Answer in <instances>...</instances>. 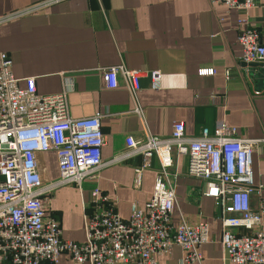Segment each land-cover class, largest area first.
Wrapping results in <instances>:
<instances>
[{"label":"crops","instance_id":"0c3cea01","mask_svg":"<svg viewBox=\"0 0 264 264\" xmlns=\"http://www.w3.org/2000/svg\"><path fill=\"white\" fill-rule=\"evenodd\" d=\"M43 1L47 0H0V16ZM250 26L260 30L264 46V0L246 9L229 8L220 0H56L0 23V50L11 55L19 85L33 75L39 93L66 87L73 117L103 112L106 140L101 155L106 163L95 177L82 180L81 189L70 183L56 187L48 202L64 239L84 240V214L94 188L126 218L131 203L145 206L151 197L159 167L155 155L150 167L141 170L137 186L134 168L141 164L142 154L109 162L116 153H126L127 135L141 138L147 131L167 137L175 121L183 122L186 135H197L203 126L212 131L224 120L241 138L264 139V78L251 73L258 72V65L242 60L238 40L240 30ZM113 64L143 70L136 94L142 113L133 111L136 102L122 82L114 88L104 85L102 68ZM200 67L215 72L202 74ZM155 68L162 73L160 88L150 85L148 71ZM252 151L253 184L259 187L250 198L255 210L264 207V141H257ZM36 156L44 181L59 176L53 149ZM187 163L186 154L175 153L169 168L176 196L173 224L207 220L201 264H235L224 254L218 208L205 194L209 182L189 174ZM262 219L264 229V212ZM184 254L172 244L168 252L152 256L155 264H175ZM56 264L75 262L64 252Z\"/></svg>","mask_w":264,"mask_h":264},{"label":"built area","instance_id":"2783aa9c","mask_svg":"<svg viewBox=\"0 0 264 264\" xmlns=\"http://www.w3.org/2000/svg\"><path fill=\"white\" fill-rule=\"evenodd\" d=\"M26 6L0 16V23L31 12L44 3ZM229 8H249L255 0H220ZM260 30L241 29L238 40L242 60L264 64ZM104 85L114 88L120 82L136 102L141 88L140 68L123 64L105 66ZM213 74L212 67H200ZM150 85L161 87L160 69H150ZM12 71L11 55L0 50V264H56L68 253L75 264H115L135 261L155 264L154 252H168L178 244L185 256L175 264H201V247L208 240L209 224H173L171 219L175 189L169 178L174 154H186L188 173L208 180L206 195L213 197L221 221L224 254L235 264H264V207L253 210L252 149L264 139L241 138L236 129L218 120L212 131L203 126L197 135H186L185 126L175 121L170 135L161 137L144 132L143 137L126 136V153L114 155L116 162L126 155L142 154L134 168V185H139L142 169L150 167L155 155L159 167L153 192L140 206L131 203L129 217H122L106 194L94 188L91 204L85 210V237L82 241L64 239L59 221L48 207L56 187L65 183L81 189L82 180L97 175L106 163L101 155L105 143L101 110L73 117L69 111L67 88L61 92L39 93L35 77L28 75L24 85ZM133 111L142 113L136 102ZM56 152L59 176L44 181L36 153ZM261 187V186H260Z\"/></svg>","mask_w":264,"mask_h":264},{"label":"water","instance_id":"95a60500","mask_svg":"<svg viewBox=\"0 0 264 264\" xmlns=\"http://www.w3.org/2000/svg\"><path fill=\"white\" fill-rule=\"evenodd\" d=\"M250 65H258L259 66V68H258V72L257 73H253L252 71H251V73L255 76V77H257V79L258 80H263V78H264V64H262V63H255V62H251L250 63ZM253 67V66H252Z\"/></svg>","mask_w":264,"mask_h":264}]
</instances>
